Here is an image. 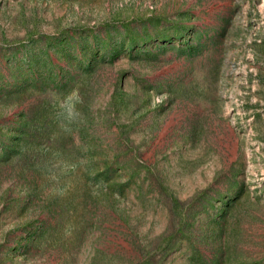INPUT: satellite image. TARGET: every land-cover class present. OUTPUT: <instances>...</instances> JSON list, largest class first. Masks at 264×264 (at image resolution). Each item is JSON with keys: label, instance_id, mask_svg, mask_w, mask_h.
<instances>
[{"label": "rangeland", "instance_id": "1", "mask_svg": "<svg viewBox=\"0 0 264 264\" xmlns=\"http://www.w3.org/2000/svg\"><path fill=\"white\" fill-rule=\"evenodd\" d=\"M0 264H264V0H0Z\"/></svg>", "mask_w": 264, "mask_h": 264}]
</instances>
